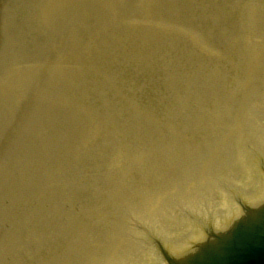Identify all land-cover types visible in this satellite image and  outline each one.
I'll return each mask as SVG.
<instances>
[{
    "label": "rangeland",
    "instance_id": "rangeland-1",
    "mask_svg": "<svg viewBox=\"0 0 264 264\" xmlns=\"http://www.w3.org/2000/svg\"><path fill=\"white\" fill-rule=\"evenodd\" d=\"M11 1L12 0H7V2L10 4L9 5L6 2V0L4 1L5 3L3 2V0H0L1 2L0 3V13H1L0 14V17H1L0 18V27H1L0 32L3 33V36L0 33L1 35L0 44L2 46L0 47V59H1V62H0V69H1L0 70V95H1L0 96V105H1L0 106V111H1L0 112V115H1L0 116V123H1L0 124V128H1L0 154L2 155L0 156V172H1L0 173V178H1L0 179V240H1L0 241V247H1L0 252L1 250H3L1 252L3 253V255L0 253V264H38V263L47 264V262L48 264H68V262L69 264H82V262L84 261L86 263H83V264H88L89 262H90L89 264H93V261L91 260H94L95 264L96 263L97 264H106V263L107 264H114V263L115 264H142V259L140 258H142L145 247L148 246V245L144 246V244L147 242L152 244L151 240L153 238H157L161 242H164L166 245H168L167 240H166V233L154 234L152 236L149 235L150 238H148V240H144V242H140V238H139L138 243H140V245H143L144 249H139L138 258H136V260L138 261L134 262L135 259L129 261V258H128L129 250H128V247H126V244L129 242V240L128 238L126 239L127 237L126 230L131 228V230L133 231L134 228L135 230H137L138 227H141L139 229L140 234L141 236L144 235L143 231H145L144 227L147 226V223L143 224V226L141 223L148 221V216L145 215L146 212H140V210H144L143 209L144 204H151V202L155 203V201H156V204L158 203L160 204L161 202H162L161 204H164V202H166V204L169 203L168 205H170L171 202H172L171 204L173 203L177 204L178 202H181V200L191 199V197L193 198L196 196V194H193L192 190L196 188L195 182L197 180L196 179L193 180L191 178L190 173L192 171L189 170L188 163L194 159L198 160L197 158H195L198 150L200 151V153L204 152V150L200 149L199 147L204 142L210 141V139L212 140L215 138V136L217 135L215 130L219 123L216 121L223 119L222 122L225 123V121L241 120V122L242 121L245 122V120H247L248 122L252 123L254 130L256 129V127L260 128L261 130H264V0H209L211 2H209L208 0H196V3H195V0H173L174 2L178 4L176 3L174 4V2L171 0H160V1H157V0H128V1L119 0L120 2L118 0H87V1L86 0H81V1L80 0H62V1L61 0H44L47 2H44L41 0L43 3L40 0H31L32 3H29L31 2L30 0H27L28 2H25V0H15V1L13 0L12 3ZM19 1L21 2V6H25V7H21ZM155 1L157 2V4ZM163 1L165 2V4ZM24 2L26 4H24ZM151 3L152 5H149ZM2 4L4 6L7 5L5 9ZM95 4H96V7H95ZM26 5L29 6V9ZM34 5L39 10L36 9ZM16 6H18V8H15ZM31 6L32 7L34 6V7L31 8ZM110 6L112 7L110 8ZM115 6H117V9ZM126 6L128 9L124 8ZM15 9H20L19 12L21 11L20 12L21 17H19L18 15L19 13H16L18 12V10H15ZM33 9H35V11L32 12ZM65 9L66 10L68 9L69 11L68 10L65 11ZM124 9L126 12L124 11ZM168 9L170 11H167ZM23 10L27 11L28 13L27 12L25 13V11ZM36 10L38 11L39 16H38V13H36L37 12ZM14 11L16 12L14 13ZM102 11H103V14H101ZM161 11L162 13L160 14ZM6 13L8 14L11 13V15L9 14L10 15L9 18ZM31 13L35 16L37 15L36 16L37 18L32 15L33 19L30 20L32 18ZM117 14H119L118 15L119 17L117 16ZM248 14H251V15L248 16ZM25 15H26V19H23L25 18ZM68 15L69 16L71 15V16L69 17ZM124 15H125V19H124ZM28 16H31V17H28ZM112 16L115 17V20L112 19L114 18ZM130 16L131 18L129 20ZM11 17H12V20L14 21L11 20ZM39 17H42V18H39ZM17 18L19 19L21 18L20 20L23 19L22 23L19 19L17 21ZM9 19H10V22H9ZM27 19H29V21ZM100 19H103V20H100ZM166 19L168 20V22ZM5 20L6 21L8 20V21L5 22ZM122 20L125 22H123ZM1 21L2 22L4 21V23H1ZM15 21L19 23H16ZM32 21L35 27L32 25ZM36 21L38 23L35 25ZM163 22L164 23L167 22L168 25L167 23L164 24ZM124 23L126 24L124 25ZM127 23H129L130 25ZM76 24L78 25L77 31L75 29L77 27ZM97 24L99 25L97 26ZM6 26H10L11 29L10 27L6 29L7 28ZM37 26H40V28H38ZM259 27L261 29H259ZM61 28L63 30H61ZM36 30L39 32H37ZM79 30H81V32ZM139 31L141 32V35ZM69 32L71 33L69 34ZM149 32L150 33L152 32V34H149ZM5 33L6 35H4ZM39 34H41L42 36H40ZM43 35H45L44 38H43ZM79 35H81V37ZM149 35L150 36L153 35V36H151L150 38ZM4 36L5 37L8 36V37L5 38ZM2 38L4 39L5 43L2 42L3 41ZM87 38L89 41L91 40L90 44ZM59 39L61 40V42ZM69 42L70 44L68 45ZM41 43L42 44L45 43L44 46L42 45L43 47L41 46ZM83 44H86V47ZM27 46H28V49L30 48L29 50L27 49ZM80 46L82 47V50ZM92 47L94 48L92 49ZM136 47H137V50H135ZM32 48H33V51H31ZM20 49H21V53H20ZM224 49L226 52L224 51ZM96 50L101 54L96 52ZM227 50H230V51H227ZM132 51H134V53H132ZM15 52H18V53H15ZM35 52L36 54H38V56H40L39 58L36 57L37 55L35 54ZM29 53H32V54H29ZM84 53H85V56H84ZM230 53H232V55H228ZM78 54L81 55V57ZM20 56H21V59H23V61L22 60L20 61V58H19ZM92 56L95 57L96 60L93 59ZM5 58L7 59V61L8 60L9 61L7 62ZM24 58H26L25 59L26 63L24 62ZM27 58L28 59L33 58V59L28 60ZM13 60L15 63L12 62ZM74 64L76 65V67ZM85 64L86 66L84 68ZM26 66H29V67H26ZM93 67H94V70H93ZM96 67L97 68L99 67V69L100 68L101 69L98 71ZM89 69L91 70V72ZM48 72L50 74H48ZM92 72L93 73L96 72L94 73L95 77L91 76L93 75ZM98 74H99V77H98ZM91 77L92 79H90ZM59 79L61 82L59 81ZM68 81H71V82L68 83ZM33 83H34V86H33ZM40 83L42 86L40 85ZM63 89L65 90L63 91ZM84 90H86V92ZM90 92L92 93L90 94ZM67 94H70V95H67ZM77 94L78 95L82 94V95L81 96L79 95L80 96L79 97ZM49 96L50 98H48ZM36 97L38 98L36 99ZM50 109L52 110L50 111ZM67 111L70 113H68ZM246 111L248 112L247 116L246 117L242 116V114H245ZM41 113H44V114H41ZM213 113L214 115H212ZM38 117L40 120L38 119ZM62 118L63 120H61ZM22 119L25 121H22ZM183 121L185 123H183ZM212 121H214L215 123H213ZM71 122L74 123L72 124L73 126L71 125ZM208 122L209 124H207ZM213 124L215 126H213ZM66 125H69V126H66ZM194 127H195L194 131L191 132V130H193ZM196 129L197 130L200 129L201 131L200 130L197 131ZM13 130H15V132ZM60 130L61 132H59ZM181 131H184V132H181ZM62 132H64V134H62ZM225 133L226 132L224 130H220L218 132V136L221 134L219 136L221 137ZM258 133L259 134L254 135V137H257V136L264 137V133L262 132L261 133L258 132ZM68 134H70L71 136H69ZM185 134L187 137H184ZM76 136L79 138V142H78V138L76 139ZM79 136H82V137H79ZM249 137H251V135ZM70 138L72 139L70 140ZM82 140H85V141H82ZM147 140L148 141L150 140V141L148 142ZM157 140L158 141L160 140V141L157 142ZM181 142L184 144L182 145ZM39 143L41 145H39ZM47 143L49 144V146H47L48 145ZM156 143H157V146H156ZM31 145H33V147ZM17 147L20 148L21 150L18 149ZM195 148L197 149L194 150ZM237 151L239 154H241L242 152L241 147ZM172 152H174V154ZM178 152H183V154H185L184 156L186 157H180L181 155L178 156L179 155V154L177 155ZM192 152L193 153L196 152V153L193 154ZM249 153H252V154H249ZM249 153H247L249 158H250L249 155H253V156L256 155L255 151L249 152ZM13 154H15V156ZM55 155L58 156L59 159L58 157L56 158ZM161 158H163L164 160ZM19 159L21 160L19 161ZM161 160H163L164 162H162ZM255 161L256 162L259 161L258 163H261L263 165V161L260 157ZM149 162L153 165L150 166L151 164ZM143 163L145 165L148 163L146 165L148 167H146ZM244 163H245L244 160L242 161L239 159L238 163L235 165V168H239L241 170V174H243ZM41 166L43 167L41 168ZM7 167H8V170H7ZM153 169L155 170L158 176L156 175ZM159 169L161 170L159 171ZM28 170L30 171L28 172ZM126 170L127 171L129 170V171L127 172ZM182 170H185V172ZM37 171L38 173H36ZM176 172H178V174ZM4 173H6V175ZM10 175L12 176V178ZM150 175H156V178L158 180L155 178V181L157 183L154 181L153 178L151 179V177H149ZM208 181L209 180L205 182V185H206L205 187L210 188L211 185H213L214 187L215 184L208 185ZM161 182L162 184H160ZM167 182L169 183V186L171 184H176V185L178 184V186L180 187L182 186V189L184 191L183 190L181 192L177 190L170 191V187L169 189L166 190L164 186H165V183L167 184ZM156 184H159V185L157 186ZM192 185L194 187H192ZM218 186L221 192H225L226 194L228 193V190H225V184H218ZM150 187H151V190H150ZM187 187H188V190H187ZM142 188H144L143 189L145 190L144 192ZM155 188H156V192L158 193L153 192L155 191ZM9 189L12 191H10ZM69 189L71 190L69 191ZM211 189H212V192L213 190H215L213 188ZM61 190L63 191L60 192ZM135 190L138 193H136ZM3 191L5 192L3 193ZM71 191L73 194L71 193ZM173 192L175 195L174 197L176 198L173 197V194H172ZM212 192L208 193L209 196L212 194ZM99 193L102 195L100 196ZM160 193H162L163 195L161 194L162 195L161 196ZM181 193L183 194L182 196H181ZM187 193L191 195L188 196L189 194ZM139 194L141 195V197L140 196L138 197ZM143 194L144 195L147 194L148 196H144ZM165 194L167 196L170 195V197L169 196L165 197L166 196ZM205 194L207 195V192ZM113 195L114 196L117 195L118 197L117 196L114 197ZM206 195H203L201 193L200 196L205 197ZM228 195L232 198L231 193H228ZM112 196L114 199L112 198ZM153 196L156 199H153L154 198ZM73 197L74 198L78 197V198H76L74 201ZM106 197L107 199L102 200ZM142 197L143 199H141ZM118 198H119V201H118ZM128 198H129V201H128ZM158 198L159 199L162 198V199H160L159 201ZM53 199H56L57 201L55 200L54 202ZM163 199L164 201H161ZM167 199H169V201ZM82 200L83 202H81ZM140 200L141 201L145 200L143 201L145 203L142 205L141 209H140V206L139 207L137 206L139 202H141ZM77 201L78 202L80 201L79 203L81 204H79ZM131 201L132 203H135L134 207L133 206L129 207L127 215L123 218L124 216L123 212L126 211L124 209H127L126 205H129V204L133 205L132 203H130ZM112 203L113 205L118 203L116 208L115 206L112 205ZM198 203L200 206L196 205V207H194V211H197L199 207H202V208L207 207L211 210V207L207 203L205 205H202L200 201H198ZM1 204L4 206H2ZM107 204L108 205L110 204V206L106 207ZM121 204L125 207H123ZM175 204H173L172 207L175 206ZM183 204L186 206L184 202ZM8 206H10V208ZM14 207L16 210L14 209ZM112 208H113V211H111ZM62 209H65V210L62 211ZM161 209L163 208L161 207ZM76 210L77 211L79 210L80 213L79 211L77 212ZM109 211H111V214ZM119 211L121 212L119 213ZM14 212H17V213H14ZM85 212L87 215L85 214ZM116 212H117V215H116ZM88 213H89V216H88ZM119 214L120 216H118ZM130 214L132 215L134 214L137 217L135 218L134 215L132 216ZM138 215L140 216L138 217ZM107 216H110L108 217L109 220ZM146 216H147V219H144V217ZM80 218H81V221H80ZM85 218H86V221H84ZM126 218H128V220ZM212 218L216 219L213 215H212ZM91 219L94 221H92ZM137 219H139L140 221ZM123 221L124 223H122ZM75 222H76L75 225L77 226L74 225ZM104 222H105V226H104ZM107 222L109 223L106 224ZM97 224L98 225L100 224L99 227ZM122 224H124V226H122ZM84 225H85V228H84ZM89 225L91 226L89 227ZM199 225H200V229L204 226H207L205 222H200ZM78 226L81 227L80 228L81 231L80 229H78ZM111 227L112 228L114 227V228L111 230ZM124 227L127 229H125ZM87 228H91V229H88L89 231L90 230L91 231L89 232L88 230H85ZM101 228L103 231H100ZM104 228L107 232L104 230ZM62 231L64 232L62 233ZM108 231H110V233ZM91 232L95 234H92ZM159 232H162V231H159ZM81 234H84V235H81ZM119 234L124 235L125 241L121 240L120 243L118 242ZM140 234H139V237H141ZM7 235L9 236L7 237ZM11 235L13 237L12 239H11ZM70 236H72V238ZM94 236H96L97 238H95ZM58 237H60L61 239L60 238H59L60 240L57 239ZM113 237L114 239H112ZM14 238L16 239V241ZM99 239H103L104 241L99 240ZM111 239L114 241H112ZM53 240L55 242H53ZM95 241L96 243H93ZM63 242H65L66 244ZM70 243L71 245L74 244V246L69 245ZM112 243H113V247H111ZM17 244L19 247L17 246ZM75 244L77 246H75ZM96 244L98 245V247H96L97 246ZM114 244H117V245H114ZM65 245L68 247L69 250H67ZM81 245L83 247L85 246L86 248L85 247L80 248ZM102 245L105 247L100 248L101 249L100 250L99 247H101ZM4 246L7 249L3 248ZM13 246H16V247H13ZM60 246L63 247V249H61ZM90 246L91 248H89ZM58 247H60V249ZM70 247L72 248L70 249ZM92 247L94 251H91L93 250ZM148 247L153 249L152 245ZM8 249L10 250L7 251ZM54 249L55 250L59 249L58 251L60 252L55 251ZM103 249H104V252H99V250L103 251ZM44 250H47V251L44 252ZM153 250L160 255V253L156 249H153ZM37 251L39 252V254ZM68 251H71V252L68 253ZM83 251L85 252L83 253ZM119 251L121 254L119 253ZM46 252H48V255ZM65 252H67V254H65ZM96 252H99V253H96ZM8 253L9 255H7ZM102 253L103 255L109 258L107 259L104 258L105 256H103ZM70 254H72L73 257L69 256ZM76 254H78L77 255L78 258L76 257ZM35 255H39V256L36 257ZM62 255L63 256L65 255L64 258L68 260H65ZM84 255L85 256L87 255L85 259H84L85 257ZM116 255L118 256V258H116ZM16 256L18 257L16 258ZM22 256H23V259H22ZM46 256H48V258H46ZM80 256L81 257L83 256L82 257L83 260L81 259ZM90 256L92 257L95 256V257H93L92 259V257ZM40 258H42L43 260ZM75 258H77V261L75 260ZM126 259H128V261ZM19 260H20V263H19ZM43 261L44 263H42ZM71 261L72 262L74 261V262L72 263Z\"/></svg>",
    "mask_w": 264,
    "mask_h": 264
},
{
    "label": "bare ground",
    "instance_id": "bare-ground-1",
    "mask_svg": "<svg viewBox=\"0 0 264 264\" xmlns=\"http://www.w3.org/2000/svg\"><path fill=\"white\" fill-rule=\"evenodd\" d=\"M5 0H3V2H4ZM13 1V0H12ZM12 1H11V3H12ZM15 1V0H14ZM31 1V0H30ZM41 1V0H40ZM42 1H44V0H42ZM41 1V2H42ZM62 1V0H61ZM81 1V0H80ZM87 1V0H86ZM119 1V0H118ZM128 1V0H127ZM127 1H126V3H127ZM157 1H160V0H157ZM171 1H173V0H171ZM209 1V0H208ZM6 2H7V0H6ZM17 2V1H16ZM20 2V1H19ZM25 2H28L27 0H25ZM24 2V4H26ZM44 2H47V1H44ZM97 2V1H96ZM95 2V3H96ZM108 2V1H107ZM120 2V1H119ZM122 2V1H121ZM149 2V1H148ZM156 2V1H155ZM164 2V1H163ZM174 2V1H173ZM178 2V1H177ZM180 2V1H179ZM187 2V1H186ZM209 2H211V1H209ZM214 2V1H213ZM1 3V2H0ZM5 3V2H4ZM8 3V2H7ZM29 3H32V1L31 2H29ZM35 3V2H34ZM43 3V2H42ZM41 3V4H42ZM51 3V2H50ZM53 3V2H52ZM55 3H56V1H55ZM60 3V2H59ZM58 3V4H59ZM66 3V2H65ZM117 3V2H116ZM134 3V2H133ZM161 3H162V1H161ZM160 3V4H161ZM176 2H174V4H175ZM195 3H196V0H195ZM206 3V2H205ZM9 4V3H8ZM23 4V3H22ZM23 4V5H24ZM48 4V3H47ZM78 4H80V3H78ZM100 4V3H99ZM120 4V3H119ZM123 4V3H122ZM144 4V3H143ZM156 4H157V2H156ZM164 4H165V2H164ZM171 4V3H170ZM176 4H178V3H176ZM198 4H200V3H198ZM202 4V3H201ZM214 4V3H213ZM3 5V4H2ZM10 5V4H9ZM8 5V6H9ZM13 5V4H12ZM39 5V4H38ZM37 5V6H38ZM49 5V4H48ZM94 5V4H93ZM116 5V4H115ZM149 5H152V3L151 4H149ZM169 5V4H168ZM204 5V4H203ZM7 6V5H6ZM6 6H4L3 5V7H4V9H5V7ZM20 6H21V2H20ZM27 6V5H26ZM35 6V5H34ZM33 6V7H34ZM43 6V5H42ZM63 6H64V4H63ZM72 6V5H71ZM106 6H107V4H106ZM118 6V5H117ZM117 6H115L116 7V9H117ZM131 6V5H130ZM167 6V5H166ZM193 6V5H192ZM3 7H2V9H3ZM21 7H25V6H21ZM20 7V8H21ZM28 7V9H29V6H27ZM32 6H31V8H33ZM36 7V6H35ZM41 7V6H40ZM47 7H49V6H47ZM95 7H96V4H95ZM105 7V6H104ZM109 7V6H108ZM112 6H110V8H111ZM129 7V6H128ZM145 7V6H144ZM152 7H154V6H152ZM159 7V6H158ZM160 7H161V5H160ZM171 7V6H170ZM175 7V6H174ZM173 7V8H174ZM188 7V6H187ZM211 7V6H210ZM14 8V7H13ZM15 8H18V6H16ZM56 8V7H55ZM86 8V7H85ZM89 8V7H88ZM87 8V9H88ZM124 8H127V6L126 7H124ZM164 8V7H163ZM183 8V7H182ZM195 8V7H194ZM212 8V7H211ZM218 8V7H217ZM11 9V8H10ZM23 9V8H22ZM21 9V10H22ZM36 9H38L37 7H36ZM59 9V8H58ZM100 9V8H99ZM108 9V8H107ZM128 9V8H127ZM134 9V8H133ZM136 9V8H135ZM162 9V8H161ZM175 9V8H174ZM189 9V8H188ZM206 9V8H205ZM14 10V9H13ZM12 10V11H13ZM15 10H18V12H16V11H14V13L16 12V13H19L18 15H19V17H21L20 16V12H19V10L20 9H15ZM39 10V9H38ZM45 10H46V8H45ZM68 10V9H67ZM66 9H65V11H67ZM75 10V9H74ZM81 10V9H80ZM130 10V9H129ZM128 10V11H129ZM172 10V9H171ZM182 10V9H181ZM200 10V9H199ZM211 10H213V9H211ZM220 10V9H219ZM249 10V9H248ZM248 10H247V12H248ZM252 10V9H251ZM23 11H25V10H23ZM33 11H35V9H33L32 10V12ZM37 11V10H36ZM64 11V10H63ZM64 11V12H65ZM69 11V10H68ZM87 11V10H86ZM91 11V10H90ZM109 11V10H108ZM124 11H125V9H124ZM140 11V10H139ZM157 11H159V10H157ZM165 11V10H164ZM167 11H170L169 9L167 10ZM194 11V10H193ZM258 11V10H257ZM5 12V11H4ZM10 12V11H9ZM27 11H25V13H26ZM40 12V11H39ZM63 12V13H64ZM79 12V11H78ZM126 12V11H125ZM124 12V13H125ZM184 12V11H183ZM218 12V11H217ZM220 12V11H219ZM223 12V11H222ZM256 12V11H255ZM28 13V12H27ZM36 13H38V11L36 12ZM35 13V14H36ZM47 13H49V12H47ZM60 13V12H59ZM77 13V12H76ZM90 13V12H89ZM106 13V12H105ZM137 13V12H136ZM142 13H143V11H142ZM141 13V14H142ZM162 13V11L160 12V14ZM164 13V12H163ZM173 13V12H172ZM185 13V12H184ZM258 13V12H257ZM1 14V13H0ZM3 14V13H2ZM7 15H8V18H9V16L11 15V13H6ZM30 14V13H29ZM81 14V13H80ZM88 14V13H87ZM101 14H103V11H102V13ZM132 14V13H131ZM141 14H140V16H141ZM166 14V13H165ZM170 14V13H169ZM168 14V15H169ZM187 14H188V12H187ZM191 14V13H190ZM197 14V13H196ZM216 14H218V13H216ZM225 14H227V13H225ZM246 14V13H245ZM255 14V13H254ZM23 15H24V13H23ZM26 15H28V14H26ZM26 15H25V18H23V19H26ZM33 14L31 13V16H32ZM47 15V14H46ZM51 15V14H50ZM89 15V14H88ZM96 15V14H95ZM111 15V14H110ZM119 14H117V16H118ZM167 15V16H168ZM183 15V14H182ZM209 15V14H208ZM244 15V14H243ZM249 15H251V14H248V16ZM4 16V15H3ZM14 16H15V14H14ZM31 16H28V17H31ZM33 16H35V15H33ZM33 16H32V18L30 19V20H32L33 19ZM37 16V15H36ZM35 16V17H36ZM38 16H39V13H38ZM61 16V15H60ZM69 16V15H68ZM71 16V15H70ZM69 16V17H70ZM77 16V15H76ZM98 16V15H97ZM115 16V15H114ZM114 16H112V17H114ZM128 16V15H127ZM161 16V15H160ZM204 16V15H203ZM210 16V15H209ZM213 16V15H212ZM247 16V15H246ZM5 17V16H4ZM46 17V16H45ZM57 17V16H56ZM87 17V16H86ZM100 17V16H99ZM110 17V16H109ZM119 17V16H118ZM121 17V16H120ZM155 17H156V15H155ZM175 17V16H174ZM185 17V16H184ZM193 17V16H192ZM217 17V16H216ZM219 17H220V15H219ZM227 17V16H226ZM1 18V17H0ZM14 18V17H13ZM37 18V17H36ZM39 18H42V17H39ZM59 18V17H58ZM77 18H79V17H77ZM90 18V17H89ZM103 18V17H102ZM117 18V17H116ZM123 18V17H122ZM130 18H131V16L129 17V20H130ZM135 18V17H134ZM133 18V19H134ZM140 18V17H139ZM142 18V17H141ZM204 18V17H203ZM7 19V18H6ZM18 19L19 18H17V21H18ZM21 19V18H20ZM19 19V20H20ZM22 19V20H23ZM35 19V18H34ZM54 19V18H53ZM86 19V18H85ZM105 19V18H104ZM107 19V18H106ZM111 19V18H110ZM112 19H114L115 20V17L114 18H112ZM124 19H125V15H124ZM138 19V18H137ZM147 19V18H146ZM152 19V18H151ZM183 19V18H182ZM199 19V18H198ZM223 19V18H222ZM225 19V18H224ZM254 19V18H253ZM2 20V19H1ZM11 20H12V17H11ZM16 20V19H15ZM22 20H20L21 21V23H22ZM28 21H29V19H27ZM76 20V19H75ZM84 20V19H83ZM92 20V19H91ZM100 20H103V19H100ZM143 20V19H142ZM167 20V19H166ZM177 20H178V18H177ZM263 20V19H262ZM8 21V20H7ZM6 20H5V22H7ZM12 21H14V20H12ZM26 21V20H25ZM39 21V20H38ZM67 21H68V19H67ZM72 21V20H71ZM78 21V20H77ZM88 21V20H87ZM90 21V20H89ZM120 21H121V19H120ZM123 21V20H122ZM127 21V20H126ZM138 21V20H137ZM140 21V20H139ZM157 21V20H156ZM183 21V20H182ZM192 21V20H191ZM254 21V20H253ZM9 22H10V19H9ZM16 22V21H15ZM31 22V21H30ZM34 22H35V20H34ZM56 22V21H55ZM95 22V21H94ZM113 22V21H112ZM116 22V21H115ZM123 22H125V21H123ZM133 22V21H132ZM131 22V23H132ZM144 22V21H143ZM155 22V21H154ZM167 22H168V20H167ZM166 22V23H167ZM173 22V21H172ZM1 23H4V21L2 22L1 21ZM12 23H14V22H12ZM16 23H19V22H16ZM16 23H14V24H16ZM20 23V24H21ZM38 22L36 21V23H35V25L37 24ZM52 23V22H51ZM60 23V22H59ZM58 23V24H59ZM69 23V22H68ZM71 23V22H70ZM89 23V22H88ZM97 23V22H96ZM102 23V22H101ZM100 23V24H101ZM103 23H104V21H103ZM108 23V22H107ZM107 23H105V24H107ZM130 23V22H129ZM129 23H127V24H129ZM134 23V22H133ZM153 23V22H152ZM151 23V24H152ZM159 23V22H158ZM164 23V22H163ZM166 23H164V24H166ZM256 23V22H255ZM254 23V24H255ZM6 24V23H5ZM5 24H4V26H5ZM64 24V23H63ZM126 23H124V25H125ZM135 24H136V22H135ZM141 24H142V22H141ZM257 24V23H256ZM10 25V24H9ZM19 25V24H18ZM32 25H33V21H32ZM77 25V24H76ZM75 25V26H76ZM95 25V24H94ZM99 24H97V26H98ZM130 25V24H129ZM134 25V24H133ZM137 25H138V23H137ZM147 25V24H146ZM149 25V24H148ZM158 25V24H157ZM167 25H168V23H167ZM252 25V24H251ZM12 26V25H11ZM15 26V25H14ZM34 26V25H33ZM42 26H44V25H42ZM48 26V25H47ZM71 26V25H70ZM92 26V25H91ZM140 26V25H139ZM139 26H137V27H139ZM7 28L6 29H8V27H10V26H6ZM35 27V26H34ZM33 27V28H34ZM38 28H40V26H37ZM51 27H52V25H51ZM62 27V26H61ZM64 27H65V25H64ZM80 27V26H79ZM82 27V26H81ZM93 27V26H92ZM135 27H136V25H135ZM146 27V26H145ZM162 27V26H161ZM1 28V27H0ZM72 28H73V26H72ZM83 28V27H82ZM143 28V27H142ZM163 28V27H162ZM249 28V27H248ZM262 28H263V26H262ZM10 29H11V27H10ZM9 29V30H10ZM43 29V28H42ZM69 29V28H68ZM76 29V31H77V29H78V25H77V27L75 28ZM137 29V28H136ZM158 29V28H157ZM156 29V30H157ZM160 29V28H159ZM259 29H261L260 27H259ZM1 30V29H0ZM58 30V29H57ZM61 30H63L62 28H61ZM74 30V29H73ZM153 30V29H152ZM151 30V31H152ZM165 30V29H164ZM250 30V29H249ZM37 31V30H36ZM52 31V30H51ZM69 31V30H68ZM80 32H81V30H79ZM134 31H136V30H134ZM141 31V30H140ZM139 31V32H140ZM160 31V30H159ZM262 31V30H261ZM4 32V31H3ZM6 32V31H5ZM37 32H39V31H37ZM50 32V31H49ZM55 32H56V30H55ZM55 32H54V34H55ZM63 32V31H62ZM67 32V31H66ZM256 32V31H255ZM1 33V32H0ZM8 33V32H7ZM44 33V32H43ZM47 33V32H46ZM51 33V32H50ZM71 32H69V34H70ZM79 33V32H78ZM137 33V32H136ZM155 33V32H154ZM259 33V32H258ZM65 34V33H64ZM143 34V33H142ZM149 34H152V32L150 33L149 32ZM157 34V33H156ZM249 34H250V32H249ZM1 35L3 36V33H1ZM1 35H0V37H1ZM4 35H6V33L4 34ZM40 36H42L41 34H39ZM52 35V34H51ZM62 35V34H61ZM75 35H76V33H75ZM140 35H141V32H140ZM146 35V34H145ZM144 35V36H145ZM154 35V34H153ZM153 35H151V36H153ZM13 36V35H12ZM44 36L45 35H43V38H44ZM47 36H49V35H47ZM80 37H81V35H79ZM150 36V35H149ZM151 36H150V38H151ZM5 37V36H4ZM6 37H8V36H6ZM5 37V38H6ZM56 37V36H55ZM77 37V36H76ZM146 37V36H145ZM156 37V36H155ZM47 38V37H46ZM62 38V37H61ZM68 38V37H67ZM74 38V37H73ZM86 38V37H85ZM85 38H83V39H85ZM3 39V38H2ZM9 39V38H8ZM14 39V38H13ZM56 39V38H55ZM70 39H72V38H70ZM152 39H154V38H152ZM204 39V38H203ZM12 40V39H11ZM46 40V39H45ZM45 40H43V41H45ZM53 40V39H52ZM60 40V39H59ZM65 40V39H64ZM87 40H88V38H87ZM8 41V40H7ZM10 41V40H9ZM50 41V40H49ZM48 41V42H49ZM58 41V40H57ZM70 41V40H69ZM89 41V40H88ZM2 42H4V39H3V41ZM1 42V43H2ZM13 42H14V40H13ZM60 42H61V40H60ZM75 42V41H74ZM83 42V41H82ZM90 42H91V40L89 41V44H90ZM114 42V41H113ZM5 43V42H4ZM3 43V44H4ZM73 43V42H72ZM85 43V42H84ZM40 44V43H39ZM45 44V43H44ZM44 44H42L41 43V46L43 45L44 46ZM70 44V42L68 43V45ZM92 44V43H91ZM16 45V44H15ZM62 45V44H61ZM81 45V44H80ZM83 45H85V47H86V44H83ZM4 46V45H3ZM21 46V45H20ZM38 46V45H37ZM40 46V45H39ZM42 46V47H43ZM79 46V45H78ZM82 46V45H81ZM80 46V47H81ZM89 46V45H88ZM87 46V47H88ZM92 46V45H91ZM133 46V45H132ZM131 46V47H132ZM136 46V45H135ZM0 47H2L1 46V44H0ZM12 47V46H11ZM16 47V46H15ZM24 47V46H23ZM49 47V46H48ZM22 48V47H21ZM40 48V47H39ZM45 48V47H44ZM43 48V49H44ZM70 48V47H69ZM73 48V47H72ZM94 47H92V49H93ZM122 48V47H121ZM141 48V47H140ZM17 49V48H16ZM27 49H28V46H27ZM26 49V50H27ZM30 49V48H29ZM28 49V50H29ZM49 49V48H48ZM74 49H75V47H74ZM132 49V48H131ZM26 50H24V51H26ZM40 50V49H39ZM80 50V49H79ZM78 50V51H79ZM81 50H82V47H81ZM91 50V49H90ZM89 50V51H90ZM125 50V49H124ZM135 50H137V47L135 48ZM18 51V50H17ZM31 51H33V48H32V50ZM37 51V50H36ZM42 51V50H41ZM74 51V50H73ZM88 51V50H87ZM119 51H121V50H119ZM123 51V50H122ZM131 51V50H130ZM224 51H225V49H224ZM227 51H230V50H227ZM11 52H12V50H11ZM14 52V51H13ZM28 52V51H27ZM45 52H46V50H45ZM77 52V51H76ZM92 52V51H91ZM96 52H98L97 50H96ZM139 52V51H138ZM142 52V51H141ZM226 52V51H225ZM235 52V51H234ZM15 53H18V52H15ZM20 53H21V49H20ZM19 53V54H20ZM38 53H39V51H38ZM42 53V52H41ZM44 53V52H43ZM62 53H64V52H62ZM75 53V52H74ZM78 53V52H77ZM81 53H82V51H81ZM99 53V52H98ZM132 53H134V51H132ZM144 53V52H143ZM22 54H23V52H22ZM29 54H32V53H29ZM29 54H28V56H29ZM33 54H34V52H33ZM35 54H36V52H35ZM60 54V53H59ZM67 54V53H66ZM99 54H101V53H99ZM108 54V53H107ZM122 54V53H121ZM13 55V54H12ZM27 55V54H26ZM37 55V56H36ZM35 56L36 57H40V56H38V54H36ZM40 55V54H39ZM46 55V54H45ZM50 55H52V54H50ZM62 55V54H61ZM60 55V56H61ZM77 55V54H76ZM79 55V54H78ZM93 55H95V54H93ZM110 55V54H109ZM135 55H136V53H135ZM228 55H232V53H230V54H228ZM15 56V55H14ZM17 56V55H16ZM25 56V55H24ZM27 56V57H28ZM42 56V55H41ZM53 56H55V55H53ZM71 56H72V54H71ZM74 56V55H73ZM80 57H81V55H79ZM83 56V55H82ZM84 56H85V53H84ZM87 56H88V54H87ZM99 56V55H98ZM22 57H23V55H22ZM32 57V56H31ZM49 57V56H48ZM75 57V56H74ZM93 57V56H92ZM20 58V61L22 60L23 61V59H21V56L19 57ZM34 58V57H33ZM32 58V59H33ZM37 58V59H38ZM52 58V57H51ZM68 58V57H67ZM91 58V57H90ZM6 59V58H5ZM7 59H8V57H7ZM7 59H6V61H7ZM26 58H24V62L26 61L25 60ZM28 59V58H27ZM30 59V58H29ZM28 59V60H29ZM32 59H30V60H32ZM45 59H47V58H45ZM72 59H73V57H72ZM71 59V60H72ZM82 59V58H81ZM93 59H95V57H93ZM15 60V59H14ZM14 60L12 61V62H14ZM27 60V61H28ZM70 60V59H69ZM74 60H76V59H74ZM83 60V59H82ZM89 60V59H88ZM96 60V59H95ZM98 60H99V58H98ZM9 61V60H8ZM7 61V62H8ZM43 61V60H42ZM49 61V60H48ZM77 61H79V60H77ZM0 62H1V59H0ZM6 62V63H7ZM29 62V61H28ZM27 62V63H28ZM33 62V61H32ZM37 62H38V60H37ZM41 62V61H40ZM53 62V61H52ZM71 62V61H70ZM3 63V62H2ZM15 63V62H14ZM18 63H20V62H18ZM26 63V62H25ZM92 63V62H91ZM90 63V64H91ZM8 64V63H7ZM17 64V63H16ZM31 64V63H30ZM38 64V63H37ZM73 64V63H72ZM103 64H105V63H103ZM22 65V64H21ZM75 65V64H74ZM73 65V66H74ZM77 65H79V64H77ZM23 66V65H22ZM34 66V65H33ZM69 66V65H68ZM85 66H86V64L84 65V68H85ZM89 66V65H88ZM91 66V65H90ZM105 66V65H104ZM17 67H19V66H17ZM26 67H29V66H26ZM51 67V66H50ZM71 67V66H70ZM69 67V68H70ZM75 67H76V65H75ZM106 67V66H105ZM4 68V67H3ZM2 68V69H3ZM11 68V67H10ZM24 68V67H23ZM46 68V67H45ZM66 68V67H65ZM68 68V69H69ZM78 68V67H77ZM83 68V67H82ZM81 68V69H82ZM87 68V67H86ZM91 68V67H90ZM97 68V67H96ZM107 68V67H106ZM22 69V68H21ZM43 69V68H42ZM98 69V71L101 69H99V67L97 68ZM96 69V70H97ZM105 69V68H104ZM108 69V68H107ZM106 69V70H107ZM1 70V69H0ZM11 70V69H10ZM9 70V71H10ZM19 70V69H18ZM23 70V69H22ZM28 70V69H27ZM74 70V69H73ZM80 70V69H79ZM90 70V69H89ZM93 70H94V67H93ZM6 71H8V70H6ZM14 71V70H13ZM66 71V70H65ZM78 71V70H77ZM5 72V71H4ZM16 72V71H15ZM62 72H64V71H62ZM90 72H91V70H90ZM90 72H88V73H90ZM78 73V72H77ZM76 73V74H77ZM87 73V72H86ZM94 73H96V72H94ZM94 73L92 72V74L93 75H91V76H94L95 77V75H94ZM98 73V72H97ZM102 73H103V71H102ZM1 74H2V72H1ZM8 74V73H7ZM25 74V73H24ZM36 74V73H35ZM48 74H50L49 72H48ZM66 74V73H65ZM80 74V73H79ZM39 75V74H38ZM84 75H85V73H84ZM86 75H88V74H86ZM103 75H105V74H103ZM15 76V75H14ZM37 76V75H36ZM58 76V75H57ZM66 76V75H65ZM75 76V75H74ZM68 77V76H67ZM66 77V78H67ZM84 77V76H83ZM82 77V78H83ZM93 77V78H94ZM98 77H99V74H98ZM103 77V76H102ZM107 77V76H106ZM2 78V77H1ZM42 78V77H41ZM59 78V77H58ZM79 78V77H78ZM81 78V77H80ZM17 79V78H16ZM32 79V78H31ZM54 79H55V77H54ZM90 79H92V77L90 78ZM105 79V78H104ZM30 80V79H29ZM71 80V79H70ZM73 80V79H72ZM80 80H82V79H80ZM100 80V79H99ZM253 80V79H252ZM254 80H255V78H254ZM7 81V80H6ZM22 81V80H21ZM59 81H60V79H59ZM77 81V80H76ZM102 81V80H101ZM105 81H107V80H105ZM9 82V81H8ZM40 82V81H39ZM53 82V81H52ZM61 82V81H60ZM69 82H71V81H68V83ZM89 82V81H88ZM104 82V81H103ZM23 83V82H22ZM66 83V82H65ZM73 83V82H72ZM79 83V82H78ZM91 83V82H90ZM3 84V83H2ZM7 84V83H6ZM77 84V83H76ZM256 84H258V83H256ZM25 85H26V83H25ZM31 85H32V83H31ZM40 85H41V83H40ZM39 85V86H40ZM61 85V84H60ZM59 85V86H60ZM79 85V84H78ZM86 85V84H85ZM92 85H94V84H92ZM91 85V86H92ZM105 85V84H104ZM13 86V85H12ZM33 86H34V83H33ZM33 86H31V87H33ZM36 86V85H35ZM42 86V85H41ZM50 86V85H49ZM74 86V85H73ZM87 86V85H86ZM90 86V85H89ZM97 86H98V84H97ZM47 87V86H46ZM61 87V86H60ZM65 87V86H64ZM52 88V87H51ZM54 88V87H53ZM67 88V87H66ZM72 88V87H71ZM70 88V89H71ZM91 88V87H90ZM93 88V87H92ZM11 89V88H10ZM14 89V88H13ZM42 89V88H41ZM95 89V88H94ZM15 90V89H14ZM17 90H18V88H17ZM54 90H56V89H54ZM65 89H63V91H64ZM89 90V89H88ZM10 91H12V90H10ZM58 91V90H57ZM57 91H56V93H57ZM68 91V90H67ZM85 92H86V90H84ZM95 91V90H94ZM4 92V91H3ZM2 92V93H3ZM88 92V91H87ZM93 92V91H92ZM92 92H90V94L92 93ZM1 93V94H2ZM15 93V92H14ZM13 93V94H14ZM36 93V92H35ZM34 93V94H35ZM66 93V92H65ZM69 93V92H68ZM17 94V93H16ZM15 94V95H16ZM30 94V93H29ZM42 94H44V93H42ZM72 94V93H71ZM47 95V94H46ZM62 95V94H61ZM67 95H70V94H67ZM78 95V94H77ZM80 95V94H79ZM78 95V96H79ZM82 95V94H81ZM80 95V96H81ZM84 95V94H83ZM1 96V95H0ZM8 96V95H7ZM14 96V95H13ZM58 96V95H57ZM79 96V97H80ZM91 96V95H90ZM19 97V96H18ZM43 97V96H42ZM83 97V96H82ZM85 97V96H84ZM2 98H4V97H2ZM10 98V97H9ZM38 97H36V99H37ZM48 98H50V96L48 97ZM52 98V97H51ZM62 98V97H61ZM11 99V98H10ZM28 99V98H27ZM31 99V98H30ZM68 99V98H67ZM19 100V99H18ZM51 100V99H50ZM75 100V99H74ZM79 100V99H78ZM7 101V100H6ZM12 101V100H11ZM22 101V100H21ZM36 101V100H35ZM55 101H57V100H55ZM8 102V101H7ZM10 102V101H9ZM13 102V101H12ZM14 102H16V101H14ZM60 102V101H59ZM84 102V101H83ZM87 102V101H86ZM85 102V103H86ZM245 102V101H244ZM11 103V102H10ZM20 103V102H19ZM38 103V102H37ZM41 103V102H40ZM57 103V102H56ZM61 103V102H60ZM65 103H66V101H65ZM5 104H6V102H5ZM12 104V103H11ZM16 104H18V103H16ZM69 104V103H68ZM74 104V103H73ZM72 104V105H73ZM14 105V104H13ZM29 105V104H28ZM56 105V104H55ZM58 105V104H57ZM65 105V104H64ZM80 105V104H79ZM1 106V105H0ZM15 106V105H14ZM59 106V105H58ZM77 106V105H76ZM45 107V106H44ZM51 107V106H50ZM16 109V108H15ZM18 109V108H17ZM26 109V108H25ZM2 110V109H1ZM9 110V109H8ZM13 110V109H12ZM44 110V109H43ZM52 109H50V111H51ZM54 110V109H53ZM65 110H66V108H65ZM6 111V110H5ZM27 111H29V110H27ZM32 111V110H31ZM38 111V110H37ZM47 111V110H46ZM69 111V110H68ZM67 111V112H68ZM1 112V111H0ZM48 112V111H47ZM66 112V111H65ZM28 113V112H27ZM52 113V112H51ZM61 113V112H60ZM68 113H70V112H68ZM26 114V113H25ZM31 114V113H30ZM29 114V115H30ZM33 114V113H32ZM37 114V113H36ZM41 114H44V113H41ZM56 114V113H55ZM247 114H248V112L246 111L245 112V114H242V116H244V117H246L247 116ZM212 115H214V113L212 114ZM221 115V114H220ZM1 116V115H0ZM8 116H10V115H8ZM50 116V115H49ZM58 116V115H57ZM60 116H62V115H60ZM6 117V116H5ZM37 117V116H36ZM68 117V116H67ZM10 118V117H9ZM30 118V117H29ZM40 118H42V117H40ZM49 118V117H48ZM52 118V117H51ZM71 118V117H70ZM26 119V118H25ZM36 119V118H35ZM38 119H39V117H38ZM54 119V118H53ZM57 119V118H56ZM210 119V118H209ZM217 119V118H216ZM215 119V120H216ZM27 120V119H26ZM31 120V119H30ZM40 120V119H39ZM43 120V119H42ZM61 120H63V118L61 119ZM13 121V120H12ZM19 121V120H18ZM22 121H25V120H23L22 119ZM32 121V120H31ZM198 121V120H197ZM200 121V120H199ZM207 121H208V119H207ZM223 121V119H220L219 121H216V122H219L218 123V126L216 127V133H217V135L215 136V138L214 139H210V141H206V142H204L199 148L200 149H203L204 150V152L203 153H200V151L198 150V152L196 153V152H194V153H196V156H195V158H197L198 160H191L189 163H188V166H189V170L190 171H192L190 174H191V178L193 179V180H197L195 183V185H196V188L194 189V190H192L193 191V194H196V196L195 197H191V199H184V200H181V202H178L177 204H175V203H173V204H175V206H173L172 207V205L173 204H171L170 203V205H168V204H166V202H164V204H156V201H155V203H152L151 202V204H144L145 202H143V201H145V200H140L141 202H139V204L137 205L138 207L140 206V209H141V207H142V205L144 204V210H140V212H146V214L145 215H147L148 216V221H146V222H144V223H141L142 224V226H143V224H145V223H147V226L146 227H144V230L145 231H143L144 232V235L143 236H141V234H140V228L141 227H138V229L137 230H135V228H134V230L132 231L131 230V228H129V229H127V228H125V229H127L126 230V233H127V237H126V239L128 238V240H129V242L126 244V247H128V250H129V255H128V258H129V261H131V260H134V262L135 261H138V260H136V258H138V255H139V249H144L143 247H141L139 244L140 243H138L139 241H138V239L140 238V242H144V240H148V238H150L149 237V235H154V234H162V233H166V240H167V243H168V245H167V248H168V250L169 251H171L172 253H178V252H181V251H184L185 249H187L188 247H190L195 241H197V240H200V239H202V237H203V234H204V229H205V227L206 226H204V227H202L201 229H200V225H199V223L200 222H205L207 225H212L215 229H220V228H222V227H224L225 225H227L231 220H232V218L233 217H235L236 215H237V213L240 211V206L237 204V202H236V197H238V198H242L244 201H247L249 204H251V205H253V204H256V203H258V202H260V201H262L263 199H264V169H262V167L264 166V137H259V136H257V137H254V135H258L259 133L258 132H262V133H264V130H261L260 128H257L256 127V129L254 130V127H253V125H252V123L251 122H248L247 120H245V122H241V120H238V121H225V123L224 122H222ZM21 122V121H20ZM34 122V121H33ZM61 122V121H60ZM63 122V121H62ZM67 122H69V121H67ZM66 122V123H67ZM204 122H206V121H204ZM213 123H215L214 121H212ZM4 123V122H3ZM9 123V122H8ZM23 123V122H22ZM30 123V122H29ZM46 123V122H45ZM181 123V122H180ZM183 123H185L184 121H183ZM190 123V122H189ZM188 123V124H189ZM194 123V122H193ZM200 123V122H199ZM222 123H223V125H222ZM1 124V123H0ZM27 124V123H26ZM33 124V123H32ZM56 124V123H55ZM63 124V123H62ZM72 124H74V123H72L71 122V125ZM201 124V123H200ZM207 124H209V122L207 123ZM206 124V125H207ZM8 125V124H7ZM30 125V124H29ZM44 125V124H43ZM61 125V124H60ZM70 125V126H71ZM186 125V124H185ZM191 125V124H190ZM19 126V125H18ZM35 126V125H34ZM33 126V127H34ZM42 126V125H41ZM64 126V125H63ZM66 126H69V125H66ZM73 126V125H72ZM187 126V125H186ZM197 126H198V124H197ZM196 126V127H197ZM205 126V125H204ZM213 126H215L214 124H213ZM12 127H14V126H12ZM22 127V126H21ZM45 127V126H44ZM52 127V126H51ZM54 127H55V125H54ZM181 127V126H180ZM201 127H203V126H201ZM210 127V126H209ZM49 128V127H48ZM66 128V127H65ZM190 128V127H189ZM9 129V128H8ZM22 129V128H21ZM31 129V128H30ZM53 129V128H52ZM60 129V128H59ZM178 129H179V127H178ZM192 129V128H191ZM194 129H195V127L193 128V130H191V132H193L194 131ZM202 129V128H201ZM209 129V128H208ZM213 129V128H212ZM5 130V129H4ZM32 130V129H31ZM73 130H74V128H73ZM197 130V129H196ZM198 130H200V129H198ZM197 130V131H198ZM205 130V129H204ZM210 130V129H209ZM208 130V131H209ZM220 130H224L226 133L223 135V136H221V137H219L218 136V132L220 131ZM260 130V131H259ZM0 131H1V128H0ZM6 131V130H5ZM14 132H15V130H13ZM26 131V130H25ZM53 131V130H52ZM51 131V132H52ZM56 131V130H55ZM99 131V130H98ZM189 131V130H188ZM197 131H196V133H197ZM201 131V130H200ZM4 132V131H3ZM36 132V131H35ZM59 132H61V130L59 131ZM93 132V131H92ZM181 132H184V131H181ZM202 132H203V130H202ZM2 133V132H1ZM32 133V132H31ZM85 133V132H84ZM94 133V132H93ZM188 133V132H187ZM207 133V132H206ZM222 133V132H221ZM7 134H9V133H7ZM55 134V133H54ZM58 134V133H57ZM62 134H64V132H62ZM95 134V133H94ZM195 134V133H194ZM209 134V133H208ZM207 134V135H208ZM4 135V134H3ZM21 135V134H20ZM28 135V134H27ZM61 135V134H60ZM69 136H71L70 134H68ZM75 135V134H74ZM73 135V136H74ZM93 135V134H92ZM192 135V134H191ZM197 135V134H196ZM204 135H205V133H204ZM251 135V137H249ZM6 136H8V135H6ZM72 136V137H73ZM101 136V135H100ZM104 136V135H103ZM195 136V135H194ZM209 136V135H208ZM1 137V136H0ZM12 137V136H11ZM52 137V136H51ZM59 137H61V136H59ZM64 137V136H63ZM79 137H82V136H79ZM85 137V136H84ZM87 137V136H86ZM91 137H93V136H91ZM90 137V138H91ZM96 137V136H95ZM159 137V136H158ZM184 137H187L186 136V134H185V136ZM191 137V136H190ZM15 138V137H14ZM32 138V137H31ZM50 138V137H49ZM48 138V139H49ZM78 137L76 136V139H77ZM163 138V137H162ZM198 138V137H197ZM197 138H195V139H197ZM10 139V138H9ZM33 139V138H32ZM64 139H66V138H64ZM63 139V140H64ZM72 138H70V140H71ZM74 139V138H73ZM98 139V138H97ZM156 139V138H155ZM191 139V138H190ZM61 140V139H60ZM88 140V139H87ZM95 140H96V138H95ZM168 140V139H167ZM203 140V139H202ZM3 141H5V140H3ZM26 141V140H25ZM62 141V140H61ZM82 141H85V140H82ZM90 141V140H89ZM148 141V140H147ZM150 141V140H149ZM148 141V142H149ZM153 141V140H152ZM152 141H151V143H152ZM160 141V140H159ZM158 140H157V142H159ZM196 141V140H195ZM199 141V140H198ZM205 141V140H204ZM36 142H37V140H36ZM47 142V141H46ZM78 142H79V138H78ZM87 142V141H86ZM156 142V141H155ZM176 142H177V140H176ZM183 142H185V141H183ZM189 142V141H188ZM192 142V141H191ZM202 142V141H201ZM3 143H5V142H3ZM27 143V142H26ZM30 143V142H29ZM43 143V142H42ZM187 143V142H186ZM196 143V142H195ZM200 143V142H199ZM48 144V143H47ZM49 144H50V142H49ZM49 144L47 145V146H49ZM69 144V143H68ZM149 144V143H148ZM181 144L183 145L184 143H182L181 142ZM194 144V143H193ZM6 145H7V143H6ZM11 145V144H10ZM18 145H19V143H18ZM34 145V144H33ZM33 145H31L32 147H33ZM39 145H41L40 143H39ZM64 145V144H63ZM150 145V144H149ZM198 145V144H197ZM30 146V145H29ZM37 146V145H36ZM72 146V145H71ZM152 146V145H151ZM156 146H157V143H156ZM159 146H160V144H159ZM168 146H170V145H168ZM167 146V147H168ZM174 146V145H173ZM194 146H196V145H194ZM21 147V146H20ZM41 147V146H40ZM148 147V146H147ZM187 147V146H186ZM191 147H192V145H191ZM240 147H241V149H242V152H241V154H239L238 153V151L237 150H239L240 149ZM252 147V148H251ZM9 148V147H8ZM18 148V147H17ZM31 148V147H30ZM54 148V147H53ZM150 148V147H149ZM251 148V149H250ZM18 149H20V148H18ZM34 149V148H33ZM56 149V148H55ZM146 149V148H145ZM174 149V148H173ZM197 148H195L194 150H196ZM7 150V149H6ZM21 150V149H20ZM49 150H51V149H49ZM48 150V151H49ZM160 150V149H159ZM161 150H162V148H161ZM160 150V151H161ZM185 150V149H184ZM189 150H190V148H189ZM188 150V151H189ZM255 151L256 152V155L255 156H253V155H249L250 156V158L248 157V155H247V153H249V152H252V151ZM28 151V150H27ZM37 151V150H36ZM44 151V150H43ZM170 151H172V150H170ZM175 151H177V150H175ZM23 152V151H22ZM54 152V151H53ZM187 152V151H186ZM185 152V153H186ZM190 152V151H189ZM42 153H44V152H42ZM46 153H48V152H46ZM50 153V152H49ZM57 153V152H56ZM142 153V152H141ZM155 153V152H154ZM160 153V152H159ZM170 153V152H169ZM173 154H174V152H172ZM193 153V152H192ZM193 153V154H194ZM6 154V153H5ZM22 154V153H21ZM37 154V153H36ZM54 154V153H53ZM143 154V153H142ZM172 154V155H173ZM179 154V155H178ZM249 154H252V153H249ZM14 156H15V154H13ZM24 155V154H23ZM57 155V154H56ZM55 155V157L57 158L58 156H56ZM109 155V154H108ZM152 155V154H151ZM169 155V154H168ZM177 155L178 156H180V157H186V156H184L185 154H183V152H178L177 153ZM0 156H2L1 154H0ZM20 156V155H19ZM39 156V155H38ZM37 156V157H38ZM50 156H52V155H50ZM123 156V155H122ZM146 156V155H145ZM166 156V155H165ZM35 157V156H34ZM33 157V158H34ZM40 157V156H39ZM124 157V156H123ZM151 157V156H150ZM152 157H154V156H152ZM161 157V156H160ZM173 157V156H172ZM177 157V156H176ZM189 157V156H188ZM193 157V156H192ZM261 158L262 159V161H263V165L261 164V163H258V162H256L255 160H257L258 158ZM3 158V157H2ZM49 158V157H48ZM147 158V157H146ZM149 158V157H148ZM166 158V157H165ZM171 158V157H170ZM6 159V158H5ZM58 159H59V157H58ZM57 159V160H58ZM157 159V158H156ZM161 159H163V158H161ZM172 159V158H171ZM174 159H175V157H174ZM173 159V160H174ZM179 159V158H178ZM184 159V158H183ZM189 159H191V158H189ZM239 159L240 160H244L245 161V163H244V168H243V174H241V170L239 169V168H235V165L238 163V161H239ZM253 159V160H252ZM8 160H10V159H8ZM21 159H19V161H20ZM29 160V159H28ZM38 160V159H37ZM144 160H146V159H144ZM158 160V159H157ZM164 160V159H163ZM163 160H161L162 162H164ZM172 160V161H173ZM15 161V160H14ZM52 161V160H51ZM148 161H149V159H148ZM153 161V160H152ZM160 161V162H161ZM5 162V161H4ZM7 162H9V161H7ZM31 162V161H30ZM50 162V161H49ZM134 162V161H133ZM143 162V161H142ZM159 162V161H158ZM167 162V161H166ZM177 162V161H176ZM182 162V161H181ZM6 163V162H5ZM4 163V164H5ZM19 163V162H18ZM48 163V162H47ZM55 163V162H54ZM53 163V164H54ZM129 163V162H128ZM150 163V162H149ZM153 163V162H152ZM154 163H155V161H154ZM24 164H25V162H24ZM23 164V165H24ZM133 164H135V163H133ZM144 164V163H143ZM148 164V163H147ZM146 164V165H147ZM151 164V163H150ZM181 164H183V163H181ZM187 164V163H186ZM6 165V164H5ZM16 165H18V164H16ZM137 165V164H136ZM140 165H142V164H140ZM145 165V164H144ZM143 165V166H144ZM145 165V166H146ZM153 164H151L150 166H152ZM162 165V164H161ZM175 165V164H174ZM14 166V165H13ZM49 166H50V164H49ZM52 166V165H51ZM138 166V165H137ZM167 166V165H166ZM170 166H172V165H170ZM177 166V165H176ZM181 166V165H180ZM185 166V165H184ZM6 167V166H5ZM12 167V166H11ZM20 167H21V165H20ZM25 167V166H24ZM32 167V166H31ZM43 166H41V168H42ZM146 167H148V166H146ZM157 167V166H156ZM168 167V166H167ZM175 167V166H174ZM14 168V167H13ZM15 168H16V166H15ZM30 168V167H29ZM40 168V169H41ZM50 168V167H49ZM142 168V167H141ZM143 168H145V167H143ZM160 168H162V167H160ZM176 168V167H175ZM181 168V167H180ZM10 169V168H9ZM24 169V168H23ZM28 169V168H27ZM35 169V168H34ZM45 169V168H44ZM48 169V168H47ZM46 169V170H47ZM150 169V168H149ZM158 169V168H157ZM170 169V168H169ZM179 169V168H178ZM4 170V169H3ZM7 170H8V167H7ZM12 170V169H11ZM137 170H139V169H137ZM142 170V169H141ZM151 170V169H150ZM154 170V169H153ZM161 169H159V171H160ZM188 170V169H187ZM14 171V170H13ZM30 170H28V172H29ZM45 171V170H44ZM88 171V170H87ZM127 171V170H126ZM129 171V170H128ZM127 171V172H128ZM136 171V170H135ZM157 171V170H156ZM166 171H167V169H166ZM173 171V170H172ZM182 171H184L185 172V170H182ZM5 172V171H4ZM16 172V171H15ZM14 172V173H15ZM92 172V171H91ZM133 172V171H132ZM132 172H130V173H132ZM150 172V171H149ZM154 172H155V170H154ZM164 172V171H163ZM1 173V172H0ZM10 173V172H9ZM21 173H22V171H21ZM36 173H38V171L36 172ZM102 173V172H101ZM153 173V172H152ZM156 173V172H155ZM174 173V172H173ZM177 174H178V172H176ZM176 173H175V175H176ZM5 175H6V173H4ZM12 174V173H11ZM34 174V173H33ZM88 174H90V173H88ZM154 174V173H153ZM15 175V174H14ZM13 175V176H14ZM93 175V174H92ZM106 175H107V173H106ZM127 175V174H126ZM156 175H157V173H156ZM156 175H150L149 177H151V179L153 178L154 179V181H155V178H156ZM170 175V174H169ZM181 175H182V173H181ZM11 176V175H10ZM22 176V175H21ZM26 176V175H25ZM24 176V177H25ZM143 176H144V174H143ZM146 176V175H145ZM158 176V175H157ZM163 176H164V174H163ZM174 176V175H173ZM108 177V176H107ZM142 177V176H141ZM148 177V176H147ZM11 178H12V176H11ZM16 178V177H15ZM143 178V177H142ZM172 178V177H171ZM179 178V177H178ZM188 178V177H187ZM1 179V178H0ZM10 179V178H9ZM23 179V178H22ZM146 179V178H145ZM157 179V178H156ZM162 179V178H161ZM184 179V178H183ZM150 180V179H149ZM158 180V179H157ZM174 180V179H173ZM176 180V179H175ZM178 180H180V179H178ZM189 180V179H188ZM207 180H209L208 181V185H210V184H215L214 185V187H213V185H211L210 186V188H206L205 186V182H207ZM9 181V180H8ZM90 181V180H89ZM153 181V182H154ZM192 181V180H191ZM10 182V181H9ZM156 182V181H155ZM159 182V181H158ZM176 182V181H175ZM183 182V181H182ZM13 183H15V182H13ZM149 183V182H148ZM157 183V182H156ZM3 184V183H2ZM6 184V183H5ZM9 184V183H8ZM11 184V183H10ZM155 184V183H154ZM160 184H162V182L160 183ZM218 184H225V190H228V193H231V195H232V198L228 195V193L226 194L225 192H221L220 191V188H219V186H218ZM157 186L159 185V184H156ZM184 185V184H183ZM198 185V186H197ZM6 186V185H5ZM11 186V185H10ZM18 186V185H17ZM20 186V185H19ZM72 186V185H71ZM74 186V185H73ZM145 186V185H144ZM162 186V185H161ZM91 187H92V185H91ZM165 189L167 190V189H169V187H170V191H173V190H177V191H179V192H181L183 189H182V186L180 187V186H178V184L176 185V184H171L170 186H169V183L167 182V184L165 183ZM190 187V186H189ZM192 187H194L193 185H192ZM2 188V187H1ZM16 188H18V187H16ZM61 188H63V187H61ZM65 188V187H64ZM68 188V187H67ZM69 188H71V187H69ZM90 188V187H89ZM147 188V187H146ZM145 188V189H146ZM163 188V187H162ZM211 188H213V189H215V190H213V192H212V189ZM5 189V188H4ZM3 189V190H4ZM13 189V188H12ZM116 189V188H115ZM144 188H142V190H143ZM149 189V188H148ZM154 189V188H153ZM152 189V190H153ZM192 189V188H191ZM10 190V189H9ZM21 190V189H20ZM71 189H69V191H70ZM74 190V189H73ZM100 190V189H99ZM118 190V189H117ZM123 190V189H122ZM121 190V191H122ZM147 190V189H146ZM150 190H151V187H150ZM186 190V189H185ZM187 190H188V187H187ZM10 191H12V190H10ZM10 191H8V192H10ZM63 190H61L60 192H62ZM116 191V190H115ZM124 191V190H123ZM136 191V190H135ZM145 190H143V192H144ZM184 191V190H183ZM5 191H3V193H4ZM15 192H16V190H15ZM74 192V191H73ZM102 192H103V190H102ZM148 192H149V190H148ZM153 192H156V188H155V191H153ZM159 192H160V190H159ZM163 192H165V191H163ZM162 192V193H163ZM207 192V195L205 194ZM212 192V194L209 196V194L208 193H211ZM14 193V192H13ZM71 193H72V191H71ZM116 193V192H115ZM126 193V192H125ZM135 193V192H134ZM136 193H138L137 191H136ZM140 193V192H139ZM150 193H152V192H150ZM156 193H158V192H156ZM155 193V194H156ZM162 193H160V195L162 194ZM185 193H186V191H185ZM192 193V192H191ZM201 193L203 194V195H206L205 197H202V196H200L201 195ZM73 194V193H72ZM97 194V193H96ZM100 194V193H99ZM119 194V193H118ZM121 194V193H120ZM154 194V193H153ZM168 194V193H167ZM173 194V197L175 196L174 195V192L172 193ZM179 194V193H178ZM187 194H189V193H187ZM2 195V194H1ZM67 195V194H66ZM75 195V194H74ZM81 195V194H80ZM102 194H100V196H101ZM112 195V194H111ZM128 195V194H127ZM132 195V194H131ZM136 195V194H135ZM144 195V194H143ZM150 195V194H149ZM159 195V194H158ZM163 195V194H162ZM161 195V196H162ZM166 195V194H165ZM164 195V196H165ZM183 194L181 193V196H182ZM191 194H189L188 196H190ZM10 196H12V195H10ZM18 196H19V194H18ZM28 196H30V195H28ZM64 196V195H63ZM114 196V195H113ZM113 196H112V198H113ZM117 196V195H116ZM116 196H114V197H116ZM122 196H124V195H122ZM129 196V195H128ZM141 197V195L139 194L138 195V197ZM144 196H148L147 194L146 195H144ZM169 197H170V195H168ZM167 195L165 196V197H168ZM177 196V195H176ZM5 197H7V196H5ZM78 197H79V195H78ZM78 197H73L74 198V201H75V199L76 198H78ZM81 197V196H80ZM118 197V196H117ZM120 197V196H119ZM131 197V196H130ZM154 197V196H153ZM152 197V198H153ZM160 197V196H159ZM171 197H172V195H171ZM200 197H202V198H200ZM13 198V197H12ZM23 198V197H22ZM21 198V199H22ZM28 198V197H27ZM31 198V197H30ZM30 198H29V200H30ZM59 198V197H58ZM70 198V197H69ZM84 198V197H83ZM93 198V197H92ZM121 198V197H120ZM137 198V197H136ZM148 198H150V197H148ZM151 198V199H152ZM174 198H176V197H174ZM181 198V197H180ZM179 198V199H180ZM185 198V197H184ZM10 199V198H9ZM57 199V198H56ZM56 199H53L54 200V202H55V200ZM105 199H107V197L106 198H104V199H102V200H105ZM111 199V198H110ZM114 199V198H113ZM126 199V198H125ZM131 199V198H130ZM141 199H143V197L141 198ZM145 199H147V198H145ZM153 199H156L155 197L153 198ZM159 199V198H158ZM160 199H162V198H160ZM160 199H159V201H160ZM166 199V198H165ZM172 199V198H171ZM80 200V199H79ZM91 200V199H90ZM116 200V199H115ZM168 201H169V199H167ZM166 200V201H167ZM173 200V199H172ZM175 200V199H174ZM14 201H15V199H14ZM20 201V200H19ZM23 201V200H22ZM57 201V200H56ZM72 201V200H71ZM86 201V200H85ZM111 201V200H110ZM118 201H119V198H118ZM122 201V200H121ZM128 201H129V198H128ZM133 201V200H132ZM132 201L130 202V203H132ZM134 201H135V199H134ZM158 201V200H157ZM161 201H164V199L163 200H161ZM171 201V200H170ZM198 201H200L201 202V204L202 205H205L206 203L211 207V210L209 209V208H207V207H204V208H202V207H199V209H197V211H194V207H196V205H198V206H200L199 205V203H198ZM78 202V201H77ZM80 202V201H79ZM78 202V203H79ZM81 202H83V200L81 201ZM113 202V201H112ZM115 202V201H114ZM123 202V201H122ZM177 202V201H176ZM183 202L186 204V206L183 204ZM108 203H110V202H108ZM124 203H125V201H124ZM128 203V202H127ZM147 203V202H146ZM59 204H61V203H59ZM79 204H81V203H79ZM104 204H105V202H104ZM118 204V203H117ZM117 204H114L113 205V203H112V205L113 206H115V208H116V206H117ZM133 205H131V204H129V205H126V207H127V209H124V210H126V211H124L123 213H124V216H123V218L127 215V213H128V210H129V207H131V206H133L134 207V204L135 203H132ZM2 205V204H1ZM87 205V204H86ZM122 205V204H121ZM2 206H4V205H2ZM84 206V205H83ZM104 206V205H103ZM107 206H110V204L108 205H106V207ZM118 206H120V205H118ZM123 206V205H122ZM9 208H10V206H8ZM16 207V206H15ZM15 207H14V209H15ZM80 207V206H79ZM105 207V208H106ZM123 207H125V206H123ZM137 207V208H138ZM161 207L163 208V209H161ZM4 208H6V207H4ZM12 208V207H11ZM81 208V207H80ZM83 208V207H82ZM110 208V207H109ZM121 208V207H120ZM78 209V208H77ZM134 209V208H133ZM5 210V209H4ZM16 210V209H15ZM63 210H65V209H62V211ZM90 210V209H89ZM115 210H117V209H115ZM120 210V209H119ZM138 210V211H139ZM6 211V210H5ZM68 211V210H67ZM77 211V210H76ZM79 211V210H78ZM77 211V212H78ZM111 211H113V208H112V210ZM111 211H109L110 212V214H111ZM130 211H132V210H130ZM13 212V211H12ZM21 212V211H20ZM19 212V213H20ZM87 212V211H86ZM86 212H85V214H86ZM115 212V211H114ZM118 212V211H117ZM117 212H116V215H117ZM121 211H119V213H120ZM9 213V212H8ZM14 213H17V212H14ZM79 213H80V211H79ZM89 213H90V211H89ZM89 213H88V216H89ZM7 214V213H6ZM82 214V213H81ZM80 214V215H81ZM84 214V213H83ZM84 214V215H85ZM101 214H103V213H101ZM115 214V213H114ZM136 214V213H135ZM138 214V213H137ZM141 214H143V213H141ZM2 215V214H1ZM3 215H4V213H3ZM9 215V214H8ZM83 215V216H84ZM87 215V214H86ZM85 215V216H86ZM91 215V214H90ZM122 215V214H121ZM130 215H132V214H130ZM134 215V214H133ZM132 215V216H133ZM212 215L216 218V219H213L212 218ZM112 216V215H111ZM118 216H120V214L118 215ZM135 216V215H134ZM140 215H138V217H139ZM147 216L146 217H144V219H147ZM4 217H6V216H4ZM81 217V216H80ZM87 217V216H86ZM102 217V216H101ZM103 217H105V216H103ZM108 217H110V216H107V218ZM128 217V216H127ZM137 216H135V218H136ZM78 218H79V216H78ZM82 218V217H81ZM81 218H80V221H81ZM88 218V217H87ZM94 218V217H93ZM115 218V217H114ZM120 218V217H119ZM133 218V217H132ZM2 219V218H1ZM4 219V218H3ZM90 219V218H89ZM96 219V218H95ZM106 219V218H105ZM127 220H128V218H126ZM82 220H84V219H82ZM88 220V219H87ZM92 220V219H91ZM100 220V219H99ZM108 220H109V218H108ZM108 220H106V221H108ZM112 220H113V218H112ZM137 220H139V219H137ZM140 220H141V218H140ZM139 220V221H140ZM3 221V220H2ZM79 221V222H80ZM84 221H86V218H85V220ZM92 221H94V220H92ZM115 221V220H114ZM116 221H118V220H116ZM120 221V220H119ZM76 222H78V221H76ZM76 222L74 223V225L76 224ZM135 222V221H134ZM82 223H83V221H82ZM91 223V222H90ZM100 223V222H99ZM109 222H107L106 224H108ZM111 223V222H110ZM119 223V222H118ZM122 223H124V221L122 222ZM127 223H129V222H127ZM81 224V223H80ZM79 224V225H80ZM85 224V223H84ZM103 224V223H102ZM101 224V225H102ZM116 224V223H115ZM138 224H139V222H138ZM73 225V226H74ZM86 225H87V223H86ZM98 225V224H97ZM100 225V224H99ZM99 225H98V227H99ZM110 225V224H109ZM113 225V224H112ZM119 225H121V224H119ZM72 226V227H73ZM75 226H77V225H75ZM74 226V227H75ZM91 225H89V227H90ZM104 226H105V222H104ZM114 226V225H113ZM122 226H124V224H122ZM125 226H126V224H125ZM145 226V225H144ZM102 227V226H101ZM81 227H79L78 226V229H80ZM84 228H85V225H84ZM95 228V227H94ZM110 228V227H109ZM114 228V227H113ZM112 227H111V230L113 229ZM121 228V227H120ZM88 229H91V228H87V229H85V230H88ZM100 229V228H99ZM107 229V228H106ZM185 229V230H184ZM104 230H105V228H104ZM121 230V229H120ZM76 231V230H75ZM80 231H81V229H80ZM79 231V232H80ZM89 231V230H88ZM91 231V230H90ZM89 231V232H90ZM97 231V230H96ZM100 231H103L102 230V228H101V230ZM106 231V230H105ZM114 231V230H113ZM117 231V230H116ZM122 231V230H121ZM159 231H162V232H159ZM64 231H62V233H63ZM69 232V231H68ZM67 232V233H68ZM107 232V231H106ZM109 233H110V231H108ZM112 232V231H111ZM66 233V234H67ZM75 233V232H74ZM86 233V232H85ZM92 234H95V233H93V232H91ZM115 233V232H114ZM71 234H72V232H71ZM77 234V233H76ZM139 234H140V236L141 237H139ZM5 235V234H4ZM81 235H84V234H81ZM91 235V234H90ZM111 235H112V233H111ZM9 235H7V237H8ZM62 236H63V234H62ZM65 236V235H64ZM69 236V235H68ZM75 236V235H74ZM79 236V235H78ZM86 236V235H85ZM104 236V235H103ZM107 236H108V234H107ZM15 237H16V235H15ZM71 238H72V236H70ZM81 237V236H80ZM95 238H97L96 236H94ZM111 237V236H110ZM13 237H12V235H11V239H12ZM60 237H58L57 239H59ZM66 238V237H65ZM85 238V237H84ZM88 238V237H87ZM91 238V237H90ZM89 238V239H90ZM109 238V237H108ZM118 238L119 239H121V240H124V235H118ZM152 238V237H151ZM9 239V238H8ZM15 239V238H14ZM61 239V238H60ZM59 239V240H60ZM63 239V238H62ZM69 239V238H68ZM74 239V238H73ZM81 239V238H80ZM83 239V238H82ZM86 239V238H85ZM94 239V238H93ZM107 239V238H106ZM110 239V238H109ZM108 239V240H109ZM112 239H114V237L112 238ZM111 239V240H112ZM55 240V239H54ZM53 240V242H55ZM84 240V239H83ZM96 240V239H95ZM99 240H103V239H99ZM1 241V240H0ZM11 241V240H10ZM15 241H16V239H15ZM14 241V242H15ZM21 241H23V240H21ZM64 241V240H63ZM77 241V240H76ZM82 241V240H81ZM92 241V240H91ZM104 241V240H103ZM106 241V240H105ZM112 241H114V240H112ZM118 241V240H117ZM125 241V240H124ZM131 241V242H130ZM13 242V243H14ZM30 242V241H29ZM57 242H58V240H57ZM60 242V241H59ZM67 242V241H66ZM72 242V241H71ZM102 242V241H101ZM100 242V243H101ZM107 242V241H106ZM50 243H52V242H50ZM61 243V242H60ZM63 243H65V242H63ZM79 243V242H78ZM80 243H82V242H80ZM87 243V242H86ZM89 243V242H88ZM93 243H96V241L95 242H93ZM111 243V242H110ZM66 244V243H65ZM73 244V243H72ZM92 244V243H91ZM98 244V243H97ZM96 244V245H97ZM103 244H104V242H103ZM2 245H3V243H2ZM7 245V244H6ZM27 245H29V244H27ZM56 245V244H55ZM58 245H59V243H58ZM69 245H71V243L69 244ZM80 245V244H79ZM83 245H85V244H83ZM89 245V244H88ZM99 245V244H98ZM98 245L96 246V247H98ZM108 245V244H107ZM114 245H117V244H114ZM12 246V245H11ZM17 246H18V244H17ZM21 246H23V245H21ZM45 246V245H44ZM54 246V245H53ZM62 246V245H61ZM60 246V247H61ZM66 246V245H65ZM65 246H64V248H65ZM71 246H74V244L73 245H71ZM75 246H77L76 244H75ZM92 246V245H91ZM91 246L89 247V248H91ZM94 246H95V244H94ZM103 246V245H102ZM99 247V249L100 248H104L105 246H103V247ZM109 246H110V244H109ZM109 246H107V247H109ZM13 247H16V246H13ZM19 247V246H18ZM60 247H58L59 249H60ZM83 246L81 245L80 246V248H82ZM85 247V246H84ZM83 247V248H84ZM111 247H113V243H112V246ZM117 247V246H116ZM122 247V246H121ZM1 248V247H0ZM3 248H5V246L3 247ZM28 248V247H27ZM31 248V247H30ZM47 248V247H46ZM45 248V249H46ZM49 248H51V247H49ZM56 248V247H55ZM66 248H67V250H69L68 249V247L66 246ZM72 247H70V249H71ZM78 248V247H77ZM86 248V247H85ZM88 248V247H87ZM5 249H7V248H5ZM53 249V248H52ZM58 249V250H59ZM61 249H63V247H61ZM92 249H93V247H92ZM97 249V248H96ZM108 249V248H107ZM113 249H115V248H113ZM119 249V248H118ZM121 249V248H120ZM10 249H8L7 251H9ZM55 250V249H54ZM58 250H55V251H58ZM80 250V249H79ZM84 250V249H83ZM90 250V249H89ZM89 250H87V251H89ZM101 250V249H100ZM99 250V252H104V249H103V251H100ZM112 250V249H111ZM3 250H1V252H2ZM27 251V250H26ZM41 251V250H40ZM45 251H47V250H44V252ZM50 251V250H49ZM62 251V250H61ZM86 251V250H85ZM85 251H83V253L85 252ZM91 251H94V249L93 250H91ZM91 251H89V252H91ZM95 251H97V250H95ZM0 252V253H1ZM38 252V251H37ZM51 252V251H50ZM54 252V251H53ZM58 252H60V251H58ZM69 252H71V251H68V253ZM74 252V251H73ZM99 252H96V253H99ZM117 252H118V250H117ZM47 253V255H48V252H46ZM75 253V252H74ZM77 253V252H76ZM81 253V252H80ZM93 253V252H92ZM91 253V254H92ZM106 253H108V252H106ZM111 253V252H110ZM114 253V252H113ZM119 253H120V251H119ZM128 253V252H127ZM2 255H3V253H1ZM27 254V253H26ZM38 254H39V252H38ZM40 254H42V253H40ZM43 254H45V253H43ZM53 254V253H52ZM62 254H63V252H62ZM65 254H67V252H65ZM121 254V253H120ZM1 255V256H2ZM7 255H9V253L7 254ZM6 255V256H7ZM32 255V254H31ZM51 255V254H50ZM77 255L78 254H76V257H77ZM80 255V254H79ZM94 255V254H93ZM98 255V254H97ZM102 255H103V253H102ZM114 255V254H113ZM36 257L37 256H39V255H35ZM55 256V255H54ZM57 256V255H56ZM60 256H61V254H60ZM63 256V255H62ZM65 256V255H64ZM64 256H63V258H64ZM69 256H72V254H70ZM85 256V255H84ZM87 256V255H86ZM86 256L84 257V259L86 258ZM99 256V255H98ZM103 256H105V255H103ZM8 257V256H7ZM6 257V258H7ZM10 257V256H9ZM14 257V256H13ZM18 256H16V258H17ZM41 257H42V255H41ZM53 257V256H52ZM73 257V256H72ZM74 257H75V255H74ZM81 257V256H80ZM83 257V256H82ZM82 257H81V259H82ZM90 257H92V256H90ZM93 257H95V256H93ZM93 257H92V259H93ZM97 257V256H96ZM101 257V256H100ZM113 257H115V256H113ZM120 257V256H119ZM127 257V256H126ZM5 258V259H6ZM46 258H48V256H46ZM59 258V257H58ZM71 258V257H70ZM78 258V257H77ZM77 258H75V260L77 261ZM88 258V257H87ZM102 258V257H101ZM104 258H109V257H107V256H105ZM116 258H118V256L116 255ZM122 258V257H121ZM120 258V259H121ZM4 259V258H3ZM14 259V258H13ZM22 259H23V256H22ZM39 259V258H38ZM40 259H42V258H40ZM65 259V258H64ZM89 259V258H88ZM111 259V258H110ZM140 259H142V264H166L165 263V261L163 260V258H162V256H160L157 252H155L153 249H151V248H149L148 246H146L145 247V249H144V253H143V255H142V258H140ZM2 260V259H1ZM15 260V259H14ZM35 260V259H34ZM43 260V259H42ZM47 260V259H46ZM45 260V261H46ZM60 260V259H59ZM65 260H68V259H65ZM72 260V259H71ZM83 260V259H82ZM105 260V259H104ZM103 260V261H104ZM118 260V259H117ZM127 261H128V259H126ZM49 261V260H48ZM88 261V260H87ZM91 261H93V264H95V262H94V260H91ZM101 261V260H100ZM109 261H111V260H109ZM126 261V262H127ZM38 262V261H37ZM40 262H41V260H40ZM50 262V261H49ZM58 262H60V261H58ZM57 262V263H58ZM68 262V261H67ZM72 262V261H71ZM74 262V261H73ZM72 262V263H73ZM105 262V261H104ZM107 262V261H106ZM114 262V261H113ZM119 262V261H118ZM19 263H20V260H19ZM42 263H44V261L42 262ZM78 263V262H77ZM83 263H86L85 261L84 262H82V264ZM88 263V262H87ZM90 263V262H89ZM88 263V264H89ZM120 263V262H119ZM139 263V262H138ZM38 264H40V263H38ZM45 264V263H44ZM47 264H48V262H47ZM68 264H69V262H68ZM97 264V263H96ZM107 264V263H106ZM115 264V263H114Z\"/></svg>",
    "mask_w": 264,
    "mask_h": 264
},
{
    "label": "water",
    "instance_id": "water-1",
    "mask_svg": "<svg viewBox=\"0 0 264 264\" xmlns=\"http://www.w3.org/2000/svg\"><path fill=\"white\" fill-rule=\"evenodd\" d=\"M189 264H264V207Z\"/></svg>",
    "mask_w": 264,
    "mask_h": 264
}]
</instances>
